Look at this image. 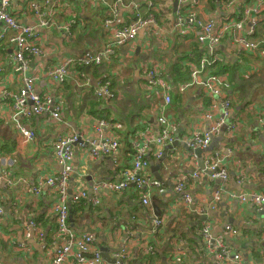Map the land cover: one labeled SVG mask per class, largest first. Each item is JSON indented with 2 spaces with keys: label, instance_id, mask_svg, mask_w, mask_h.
<instances>
[{
  "label": "crops",
  "instance_id": "crops-1",
  "mask_svg": "<svg viewBox=\"0 0 264 264\" xmlns=\"http://www.w3.org/2000/svg\"><path fill=\"white\" fill-rule=\"evenodd\" d=\"M42 1L13 0L12 11L21 22L35 25L38 17L34 6ZM229 1L200 0V6L194 11L219 24L230 16L240 18L239 8L255 2L234 0L230 5ZM107 2L109 5L103 1L60 0L52 17L53 24L39 30L38 42L45 53L31 57L30 73L39 75L36 86L41 94H50L62 104V122L53 121L49 113L24 119L27 127L38 131L35 140L25 142L10 119L12 101L0 94V175L8 173L15 181L13 186L0 182V203L4 207L0 218V263L50 264L54 241L61 243L56 237L53 211V205L59 200L56 191L46 187L39 194L33 191L40 180L61 169L53 153L58 134L84 130L92 138L96 136L100 118L113 123L107 131L121 141L117 159L94 158L88 150L76 147L70 192L81 188L91 192L100 180L119 179L120 170L132 164L129 136L144 125L158 133L161 129L158 119L165 114L179 123L176 132L179 144L162 148L165 153L162 160L151 158L148 173L160 181V186L152 192L151 204L145 206L141 194L133 188L124 193H102L98 205H93L89 197L83 200L86 202L83 207L80 205L82 208L79 207L76 216L71 211L75 232L94 234V250L101 254L105 250L110 258L116 259L111 263L103 257L108 264L117 261V264H234L230 259L217 258L199 231L207 217L200 210L207 209L214 201L215 192L222 189L219 201L208 211L212 235L223 237L232 252H240L246 261L264 264V210L232 196L240 192L264 193V45L253 52L238 48L226 38L216 46L215 59H219L212 69L218 71L219 62L229 65L231 112L201 156L197 153L191 156L184 140L194 131L205 132L211 126L212 121L206 114L212 97L204 87L194 84L181 92L173 90L172 103L165 105L161 90L150 88L146 77V71L157 66L163 77L177 86L182 82L173 79V70L180 64L187 72L192 63L198 64L199 49L203 46L197 41L196 28L183 26L177 19L179 12L188 9L191 3L179 1L175 11L174 0ZM139 11L145 17L156 15V24L142 27L135 39L116 46L109 62L80 68L86 78L73 67L62 84L54 83L47 76L50 64H58L69 56L81 57L88 50L97 53L104 49L115 31L128 24ZM72 19L77 22L73 27L74 36L67 39L59 26ZM245 19L247 28L255 25L256 39H262L264 7L252 11ZM12 51L10 42L0 45L6 65V70L0 74V93L16 91L21 84V76L13 69ZM102 79L111 82L115 97L104 100L94 95ZM221 113L219 110L214 117L218 119ZM206 159L220 160L227 169L228 179L212 180L207 173L193 178L192 174L202 168ZM4 161L10 164L5 166ZM183 178L193 198L190 205L183 202L182 193L176 189ZM24 180L27 183L22 182ZM153 202L161 210L159 215L155 213ZM156 217L163 218L164 223L158 234L151 235V222ZM31 221L38 225L42 237L41 232L31 228ZM226 225H232L238 233L228 234ZM146 237L154 246L151 253L144 245ZM123 244L127 245V255L119 260L117 252ZM179 258H182L180 262ZM64 264L78 262L69 258Z\"/></svg>",
  "mask_w": 264,
  "mask_h": 264
},
{
  "label": "built area",
  "instance_id": "built-area-1",
  "mask_svg": "<svg viewBox=\"0 0 264 264\" xmlns=\"http://www.w3.org/2000/svg\"><path fill=\"white\" fill-rule=\"evenodd\" d=\"M60 0H44L36 3L34 6L35 15L38 17L35 25L25 24L15 16L12 11L13 0H0V42H10L12 47V63L13 69L21 76V84L16 91H1V96H5L12 101L10 106V119L20 131L25 142H30L38 136L37 129L27 127L23 122L24 119L31 120L34 116H40L49 113L51 119L57 123L63 121V106L50 94H41L37 90L36 83L40 77L37 74L30 73L31 57L41 56L45 53V48L38 42L40 35L39 30L45 26H49L52 17L55 14V8H58ZM103 1L109 5L107 0H82L83 3H96ZM183 3H191L188 9L179 12L178 21L181 25H189L194 27L197 41L205 49L204 55L198 61V64L192 63L190 71L192 79L188 83L174 85L168 82L160 72L157 66H151L146 71L147 85L152 89H160L163 95L165 105L172 103V91L178 89L180 92L185 90L189 85H199L204 87L206 93L212 97L211 106L206 114L207 119L212 121L211 126L205 132L194 131L192 135L184 140L190 150L191 156H196L195 150L198 148H207L215 133H218L226 119L230 116L232 100L228 90L229 81L225 75L213 73L211 68L219 59H215L214 50L224 39L231 40L238 48L248 51H258L261 45H264V35L262 39H256L255 25L247 28L246 19L252 11H259L264 7V0H255L241 6L238 10L241 17H227L219 24H215V20L211 18H203L199 16L194 8L200 6V0H179ZM234 0H230L228 4H232ZM50 5V7H48ZM242 16H244L242 18ZM76 20L72 19L63 23L59 27L64 30L65 38L70 39L74 36L73 27ZM156 24L154 15L143 16L139 11L135 18L128 24L115 31L111 41L108 42L104 49L94 53L91 50L86 51L81 57L69 56L58 64H50L47 66V76L57 84H62L66 77L70 74L73 67H77V73L86 78V73L80 68L101 66L105 62H109L115 54V47L127 44L136 38L139 30L144 26ZM5 57L0 53V74L6 70ZM9 60V58H7ZM89 80V79H88ZM100 86L94 89V95L97 98L109 99L115 97L112 84L109 81L100 82ZM221 110V116L216 119L214 116ZM161 129L158 133L153 132L151 127L144 125L138 131L129 136V148L132 153V164L129 167L120 170V177L117 180H100L96 182L92 191L84 188L78 189L76 192L71 191V180L74 174L73 159L76 153V147L86 149L94 158L109 156L117 159L121 151V141L119 137L108 132L107 129L113 126L110 119L100 118L97 122L95 132L96 136L90 138L84 130L78 132H66L58 134L53 143V153L60 166L57 174L40 180L33 188L37 194L43 188L56 191L59 200L53 205V211L56 215L57 222V240H61L60 244H56L52 250V262L50 264H64L69 258L77 260L78 264H108L101 252L94 250L95 237L92 233L75 232L73 224L70 220L72 204H78L89 197L92 199L93 205L100 203V194L105 192L124 193L128 189L133 188L141 194V202L148 206L151 204V195L156 187L160 186V181L151 176L148 172L151 165V158L154 160H162L164 151L162 148L171 147L179 138L177 130L179 123L173 117L165 114L158 119ZM235 126V125H234ZM5 166L10 162L4 161ZM203 173H207L212 180L226 181L228 172L220 160L212 161L206 159L202 168L192 174L193 178L200 177ZM0 182H6L13 186L15 181L10 178L8 173L0 175ZM27 183L25 180L22 181ZM243 183V179L239 181ZM186 178L177 183L176 189L182 193L183 202L190 205L193 198L186 190ZM222 189L214 194V201L209 204L207 209H201L200 213L207 216L202 221L200 233L203 241L211 246L217 258L225 260L230 259L234 264H252L243 258L240 252L233 253L232 249L225 244L223 237H214L212 235V222L208 216L209 209H213L217 201L221 197ZM240 202L251 203L264 210V193L259 192H240L234 193ZM194 210V209H193ZM4 214V207L0 203V218ZM164 223L163 218L156 217L151 222L150 234L156 235ZM30 226L35 231L41 232L35 222H30ZM30 229V227H29ZM225 231L228 234L236 235L238 230L232 225H226ZM28 237L31 234L28 232ZM43 233H40L42 237ZM144 245L148 246V252H153L154 246L151 245L150 238L146 237ZM46 246V243H45ZM54 252V253H53ZM127 255V245L123 244L121 250L117 252V259L125 258ZM182 258H179V262ZM118 263V261H117ZM116 263V264H117ZM1 264V263H0Z\"/></svg>",
  "mask_w": 264,
  "mask_h": 264
},
{
  "label": "trees",
  "instance_id": "trees-1",
  "mask_svg": "<svg viewBox=\"0 0 264 264\" xmlns=\"http://www.w3.org/2000/svg\"><path fill=\"white\" fill-rule=\"evenodd\" d=\"M156 16V15H155ZM3 44V42H0V45H2ZM199 51H200V53L198 54V56H199V60H200V58L204 55V52H205V49L203 48V47H201L200 49H199ZM220 61V60H219ZM220 65V69L217 71V70H213L214 69V67H215V64L213 65L214 67H212L211 68V71L213 72V73H217V74H222V75H226V77L227 78H230L231 79V76H230V71H229V65H226V64H221L220 62L218 63V66ZM227 68V69H226ZM184 68H182V65H178V68H175L174 70H173V79L176 81V82H184V83H188V82H190L191 81V79H192V76H191V71H189L188 70V68H187V72H185L184 70H183ZM102 81L104 82V81H107V79H102ZM175 82V83H176ZM177 98H178V96H177ZM100 99H103V98H100ZM105 100V99H104ZM176 101V100H175ZM131 151V150H130ZM131 153V152H130ZM131 156H132V153H131ZM153 159V158H152ZM86 201H82V202H80V203H78V204H72V206H71V211H73V213L72 214H74L75 216H76V212L80 209V208H82L83 207V205H84V203H85ZM82 207H81V206ZM80 207V208H79Z\"/></svg>",
  "mask_w": 264,
  "mask_h": 264
},
{
  "label": "water",
  "instance_id": "water-1",
  "mask_svg": "<svg viewBox=\"0 0 264 264\" xmlns=\"http://www.w3.org/2000/svg\"><path fill=\"white\" fill-rule=\"evenodd\" d=\"M178 4H179V0H174V10L176 11L177 10V7H178ZM179 144V142L178 141H176L175 143H174V145H178ZM208 148V147H207ZM207 148H198L197 150H195V152L199 155V156H201V152H203L205 149H207ZM153 204H154V208H155V213L157 214V215H159L160 214V209L157 207V205L153 202ZM70 220H71V222H72V224H73V218H72V216L70 217ZM102 255H103V257L108 261V262H111V263H115L116 262V259L115 258H110L106 253H105V250H104V253H102ZM163 264H165V263H163Z\"/></svg>",
  "mask_w": 264,
  "mask_h": 264
},
{
  "label": "rangeland",
  "instance_id": "rangeland-1",
  "mask_svg": "<svg viewBox=\"0 0 264 264\" xmlns=\"http://www.w3.org/2000/svg\"><path fill=\"white\" fill-rule=\"evenodd\" d=\"M248 71H249V73L251 74V73H252V68L250 67V68L248 69Z\"/></svg>",
  "mask_w": 264,
  "mask_h": 264
}]
</instances>
